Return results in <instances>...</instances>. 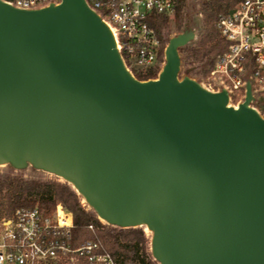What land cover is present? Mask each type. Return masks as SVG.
Returning <instances> with one entry per match:
<instances>
[{"label":"water","instance_id":"1","mask_svg":"<svg viewBox=\"0 0 264 264\" xmlns=\"http://www.w3.org/2000/svg\"><path fill=\"white\" fill-rule=\"evenodd\" d=\"M194 38L170 37L140 80L86 0H0V166L54 174L107 224L145 226L159 264H264V118L250 82L236 106L180 77Z\"/></svg>","mask_w":264,"mask_h":264},{"label":"built area","instance_id":"2","mask_svg":"<svg viewBox=\"0 0 264 264\" xmlns=\"http://www.w3.org/2000/svg\"><path fill=\"white\" fill-rule=\"evenodd\" d=\"M23 9H38L62 0H4ZM110 27L127 69L147 73L165 63V48L153 23L158 16L172 17L179 0H86ZM233 13L221 16L217 27L227 41L226 50L201 83L213 90L226 89L230 103L246 98L251 83V106L264 118V0H237ZM92 228V225H89ZM72 213L58 203L51 214L39 206H22L8 215L0 210V264H50L82 258L88 264H115L100 241L72 243Z\"/></svg>","mask_w":264,"mask_h":264},{"label":"trees","instance_id":"3","mask_svg":"<svg viewBox=\"0 0 264 264\" xmlns=\"http://www.w3.org/2000/svg\"><path fill=\"white\" fill-rule=\"evenodd\" d=\"M110 0H102L107 5ZM237 0H179L174 12V28L178 33L192 29L190 12L199 5L202 9L203 33L194 46H184L182 50L188 59L205 61L208 65L204 75L214 67L219 56L226 50L227 41L221 35L217 22L235 7ZM191 9V10H190ZM165 46L170 38V17L160 15L153 23ZM203 65V63H201ZM186 67L185 74L191 73ZM159 68L147 73L136 74L140 80L157 78ZM62 203L73 216L72 243L100 241L115 258V264H159L151 254V236L143 227L121 228L102 223L92 210L82 203L81 196L68 183L56 180L24 179L19 175L6 174L0 177V210L11 215L22 206H39L46 214H51L56 205ZM89 225L93 227L90 228ZM50 264H88L78 260L62 259Z\"/></svg>","mask_w":264,"mask_h":264},{"label":"rangeland","instance_id":"4","mask_svg":"<svg viewBox=\"0 0 264 264\" xmlns=\"http://www.w3.org/2000/svg\"><path fill=\"white\" fill-rule=\"evenodd\" d=\"M190 13H191L190 14V20H191L190 23H191L192 29L195 32V38L191 42H189L186 46H194L196 44L197 40L200 38V36L203 33L202 9H201V7L199 5L195 6V9H193ZM173 24H174V18L172 16V17H170V25L172 27L171 31H170V37L178 34V32L174 28ZM179 51H180V56H181L180 77H183L185 75V73H184L185 68L190 67L191 68L190 76L192 78H195L196 80H198L200 82L204 81L205 75H204L203 71H204V69H206L208 67V65H205V61L188 59L186 57L185 52L182 50V47L179 49ZM201 63H203V65H201ZM6 174L19 175L24 179L56 180V181L67 183L62 178H60L54 174L35 169L31 166L26 168V169H23V170H16L10 165L0 166V177L5 176ZM69 185L73 188V186L71 184H69ZM81 198H82V203L85 205V207L88 210H92L94 212L95 216L102 223H106L105 221H103L102 219H100L97 216V214L95 213V211L93 209H91L88 206V204L85 202V200L83 199L82 196H81ZM143 229L145 230V232L148 236H151V232L149 231V229H147L145 226H143Z\"/></svg>","mask_w":264,"mask_h":264}]
</instances>
